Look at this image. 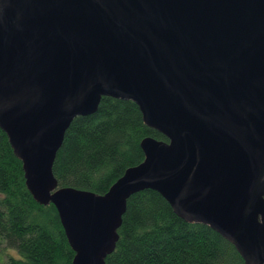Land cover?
<instances>
[{
  "label": "water",
  "instance_id": "water-1",
  "mask_svg": "<svg viewBox=\"0 0 264 264\" xmlns=\"http://www.w3.org/2000/svg\"><path fill=\"white\" fill-rule=\"evenodd\" d=\"M104 98L168 141L144 139L105 195L61 188L66 133ZM0 129L73 264H106L147 190L264 264V0H0Z\"/></svg>",
  "mask_w": 264,
  "mask_h": 264
},
{
  "label": "trees",
  "instance_id": "trees-1",
  "mask_svg": "<svg viewBox=\"0 0 264 264\" xmlns=\"http://www.w3.org/2000/svg\"><path fill=\"white\" fill-rule=\"evenodd\" d=\"M146 138L168 141L148 128L138 106L104 98L98 112L76 118L53 172L61 188L105 195L125 172L145 160ZM115 252L106 264H245L235 248L203 225L180 219L155 191L128 201ZM18 252L6 264H73L56 208L39 205L26 186L22 162L0 129V246Z\"/></svg>",
  "mask_w": 264,
  "mask_h": 264
},
{
  "label": "rangeland",
  "instance_id": "rangeland-1",
  "mask_svg": "<svg viewBox=\"0 0 264 264\" xmlns=\"http://www.w3.org/2000/svg\"><path fill=\"white\" fill-rule=\"evenodd\" d=\"M11 258H19L16 250L8 248L5 244L0 246V264H6Z\"/></svg>",
  "mask_w": 264,
  "mask_h": 264
}]
</instances>
